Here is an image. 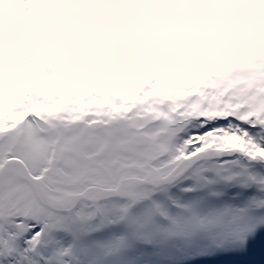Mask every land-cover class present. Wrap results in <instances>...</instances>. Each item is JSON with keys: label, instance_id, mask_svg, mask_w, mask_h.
<instances>
[{"label": "snow or ice", "instance_id": "obj_1", "mask_svg": "<svg viewBox=\"0 0 264 264\" xmlns=\"http://www.w3.org/2000/svg\"><path fill=\"white\" fill-rule=\"evenodd\" d=\"M56 2L0 28V264H264V12Z\"/></svg>", "mask_w": 264, "mask_h": 264}, {"label": "rangeland", "instance_id": "obj_2", "mask_svg": "<svg viewBox=\"0 0 264 264\" xmlns=\"http://www.w3.org/2000/svg\"><path fill=\"white\" fill-rule=\"evenodd\" d=\"M215 3L219 11L232 19H249L257 11L264 12V4L254 6L255 0H215ZM61 8L56 0H0V28L24 34V29L30 27L35 32Z\"/></svg>", "mask_w": 264, "mask_h": 264}]
</instances>
